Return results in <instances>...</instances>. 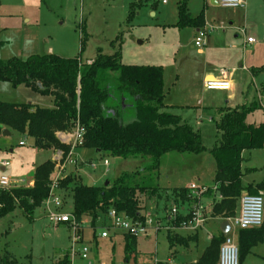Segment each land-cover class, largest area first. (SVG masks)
<instances>
[{"label": "rangeland", "instance_id": "obj_1", "mask_svg": "<svg viewBox=\"0 0 264 264\" xmlns=\"http://www.w3.org/2000/svg\"><path fill=\"white\" fill-rule=\"evenodd\" d=\"M245 1L246 10L221 8L212 5L210 0H0V59H26L31 55L45 54H55L66 59L78 57L81 54L82 38L86 37L83 63L90 64L89 60L95 59L101 49L106 55L120 51L124 65L162 66L164 103L182 105L167 106L163 110L179 115L183 123L194 130L198 129L206 147L200 154L172 152L162 156L155 181V185L162 190L144 199L145 216L162 218L165 212L175 206L170 198L171 191L164 188L173 190L193 183L211 184L213 180L216 163L210 150L219 136L216 129V121L220 117L219 108L226 105L230 93H210L204 90L201 72L205 59H208L209 66L216 69L225 67L223 69L232 75L235 70L232 71L230 65L238 67V61L242 65L244 57L247 59L258 53V65L264 64V0ZM180 4H184L192 16L203 14L207 24L204 47H195L198 35L194 28L173 26L179 19ZM131 6L134 15L128 20ZM241 29L246 33L242 34ZM222 34V47L210 51V39L214 40ZM249 37L254 38L256 44L244 46ZM204 49L209 52L206 56L198 52ZM221 53H229L232 62L223 63ZM235 74L237 94L230 104L236 106L244 103L242 92L246 96L248 80L245 79L246 73L239 67ZM227 78L231 80V76ZM37 94L24 85L13 87L10 83L0 81V100L4 102L53 107L51 96ZM254 96V88L251 87L248 98L253 100ZM113 104L118 111L133 117L132 100L125 104L121 97ZM247 118L248 121L253 119L261 122L264 112L259 108ZM19 142L24 143V146L19 145ZM246 152L248 156L250 152ZM53 153L56 151L36 148L33 139L18 132L11 131L9 136L0 133V162H7L10 165L8 170L15 174L13 176L16 180L12 177L11 188L29 187L34 175L33 165L51 158ZM89 155L97 165L95 170L89 167L88 160L84 163V157ZM251 157L249 162L248 158H244V168L251 167L247 162L251 165H264V151L252 153ZM72 159L76 160L73 165L61 164V180L67 176H76L86 186H104L106 182H113L121 172L142 169L150 164L147 158L126 160L107 153H95L93 150L88 152L84 148L77 152L74 150ZM104 160L109 162L107 171ZM56 175L57 171L52 179ZM18 179L23 182H18ZM263 179L264 171H259L244 173L242 181L247 185L253 180ZM57 195L61 199L60 207L54 208L53 204H48L47 199L31 217L16 208L0 220V253H10L18 264H57L65 256L70 258L71 264H126L120 233L111 237L119 236L114 245L111 239L99 238L97 241V234L104 228L102 220L98 219L92 229L90 221L85 217L82 219L84 242L80 244L73 242V231L68 226L53 225L47 219L49 210L56 209L64 213L73 211L69 189L61 190ZM161 222L163 226L167 225L164 219ZM221 223L219 219L209 220L199 230L196 244H190L187 248L177 246L176 250L168 242L166 229L151 230L146 236L137 237L138 253L129 264L193 262L208 246L211 236L218 237L221 234ZM175 232L189 234L187 230ZM228 236L238 244L239 230L236 227L231 229ZM84 245L89 248L88 260H83L80 255ZM240 264H264V241L253 246Z\"/></svg>", "mask_w": 264, "mask_h": 264}, {"label": "trees", "instance_id": "obj_2", "mask_svg": "<svg viewBox=\"0 0 264 264\" xmlns=\"http://www.w3.org/2000/svg\"><path fill=\"white\" fill-rule=\"evenodd\" d=\"M178 10L179 19L173 26L204 28L203 14L192 16L184 4H180ZM133 15L131 6L128 20ZM86 41L87 38L83 37L81 54L74 58L45 54L31 55L26 59H0V81L13 87L24 85L35 93L53 98L51 108L0 100V133L11 130L33 139L36 148L60 150L63 153L62 163H65L70 147L62 144L56 133L70 132L79 124L85 130L81 148L126 160L149 159L150 164L145 168L122 172L107 186H86L76 176H67L59 183L61 190L70 191L72 213L77 220L87 218L92 229L98 219L106 222L111 209L123 212L135 221H143L145 197L154 196L162 190L155 185L162 156L172 152L200 154L206 147L198 131L183 123L179 116L163 110L167 105L164 103L162 66L124 65L120 51L106 55L101 49L90 64L83 63ZM255 70L261 71L264 67ZM115 73L118 75L115 76ZM121 97L125 104L132 100L133 117L126 116L114 106V101H119ZM257 109L255 105H250L219 110L221 116L216 121L219 136L210 153L216 163L214 182L222 199L212 206V218H231L236 215L243 195L264 194V180L258 184L244 185L241 169L243 151L264 148V122L259 125L246 122L248 115ZM56 165L53 160H47L36 166L32 186L8 190L0 188V220L16 208L31 217L36 209L42 207L49 198ZM170 191V198L179 209L175 223L178 226L189 220V211L197 199L191 198L190 191L185 187ZM123 236L124 261L129 264L138 253L137 238L127 234ZM167 239L172 249L177 246L187 248L198 242V234L183 236L170 230L167 231ZM224 239L222 234L211 238L198 261L187 264H218ZM263 241L264 225L257 229L241 230L238 241L240 263L253 246ZM68 262L69 258L65 256L57 264ZM0 264L18 262L6 252L0 253Z\"/></svg>", "mask_w": 264, "mask_h": 264}, {"label": "built area", "instance_id": "obj_3", "mask_svg": "<svg viewBox=\"0 0 264 264\" xmlns=\"http://www.w3.org/2000/svg\"><path fill=\"white\" fill-rule=\"evenodd\" d=\"M218 5L221 8L226 9H240L246 10L247 3L245 0H217ZM240 32L245 34V30L241 29ZM198 37L195 41V46L197 48H202L206 45V28L199 29L197 33ZM257 41L254 38H247L248 44H254ZM227 72L222 70L220 75L221 78H214L205 81L204 88L210 92H228L231 90V82L226 79ZM264 102V97L262 98ZM85 130L79 124H76L74 129L70 132H57V139L64 145L70 147V152L65 161L68 162L73 154L74 150L80 148L84 142ZM23 145V143H21ZM58 160L54 161L58 168L56 169L57 175L50 184V195L49 203L53 204L54 208L60 207L61 199L58 197V193L61 192L59 188V183L61 180V165L63 153L58 150L56 151ZM85 163V162H84ZM89 167L95 170L97 165L93 162H88ZM4 167L8 166L7 162L2 163ZM104 166L106 171L108 170L109 162L104 160ZM87 165V164H86ZM65 166V165H64ZM11 180L2 176L0 178V188L8 190L10 187ZM190 191L191 198L197 199V203L193 206L192 210L189 211V220L182 222L180 225H176V221L179 215V209L173 206L169 211L163 215L162 218L153 216H144V220L135 221L130 219L125 213L117 212L111 209L106 216V224L103 225V231L99 234L101 238H108L110 236V231L119 232L122 234H127L132 237L146 236L151 230L160 231L166 229V231H176V230H189L196 232L201 229L202 226L209 220L213 219L211 217L212 204L210 207L206 204L205 199L208 200L209 194L212 196L213 203L220 201L222 195L218 191V185L214 184L212 186L208 185H196L191 184L188 187ZM217 198V200H216ZM47 219L56 226L66 225L70 230L73 231V242L82 243V221H78L73 213H64L58 210H49L47 214ZM161 219H164L167 223L166 226L162 225ZM223 223L227 222L230 225V231L232 228L236 227L239 231L248 229L261 228L264 225V194L260 192L258 195H243L240 199V209L238 215L231 218L221 219ZM177 226V227H176ZM229 231V232H230ZM229 234V233H228ZM224 236V242L220 247L219 261L218 264H240V253L238 244L228 236ZM89 248L84 245L81 252V258L83 260H88ZM90 264V262H88Z\"/></svg>", "mask_w": 264, "mask_h": 264}, {"label": "crops", "instance_id": "obj_4", "mask_svg": "<svg viewBox=\"0 0 264 264\" xmlns=\"http://www.w3.org/2000/svg\"><path fill=\"white\" fill-rule=\"evenodd\" d=\"M219 6V5H218ZM247 9V8H246ZM231 25V24H230ZM205 27H207V24L205 23V25H204V28ZM195 30H194V32H195V34H197L198 33V30L199 29H197V28H194ZM238 31H239V29H238ZM223 35L224 34H222V36H217L214 40H212V39H210V47H209V50L211 51L212 49L213 50H218L219 48H221L222 47V45L220 44V42L222 41V38L221 37H223ZM237 37V36H236ZM246 44V45H245ZM245 44H244V46H252V45H254V44H256V43H254V44H248L247 43V41L245 42ZM195 45V44H194ZM196 47V46H195ZM199 49V48H198ZM199 52V54H201L202 56H206L207 55V53H209V52H207V51H205V49L204 50H199L198 51ZM258 54V53H257ZM257 54H254L253 56H249V57H247V59L244 57L243 58V62H242V65L240 64L239 65V61L236 63V65H238V67H239V69L241 68V70L242 71H244L245 73H246V75H247V77L245 78L246 80H248L247 81V83H248V86H247V89L245 90L246 91V96L243 94V92H242V96L244 97V103H242L241 105H240V103H239V105H231L230 103L236 98V94H237V92H236V79H235V76H236V69L238 68V67H235L234 65H230L231 67V70L232 71H234V73H233V75L232 74H226V79H228L227 77H228V75L229 76H231V80L230 79H228L230 82H231V90L230 91H228V92H224V93H230V95L229 96H227V101H226V105L225 106H223V107H220L219 108V110L221 109V108H224V107H226V108H229V109H234V108H238V107H241V106H250V105H255L258 109L260 108L263 112H264V102H262V98L264 97V70H261V71H254V69H259V68H262V67H264V64H261V65H258V59H257V57H258V55ZM221 57H224L223 58V63H231L232 62V59L230 58V55H229V53H221ZM89 61H91V60H89ZM249 62V63H246V62ZM203 67H202V72H201V83H202V85H203V88H204V84H205V81H207V80H210V79H214V78H221V75H220V73H221V71L222 70H224L223 68H225V67H222V68H218V69H216V68H214V67H211V66H209V64H208V59H205V62L203 63ZM158 66H160V65H158ZM221 69V71L220 72H218V70H220ZM179 81V79L177 80V82ZM251 87H253L254 88V92H255V96L253 97V100H251L250 98H248V94H249V90H250V88ZM28 88V87H27ZM28 89H30V88H28ZM204 90H205V88H204ZM32 91V90H31ZM206 92H210V91H207V90H205ZM33 92V91H32ZM210 93H212V92H210ZM36 94V93H35ZM37 95H39V94H37ZM32 105H34V104H32ZM168 107H180V106H182V105H169V104H166ZM38 106V105H37ZM219 115L221 116V113L219 112ZM177 116H179V115H177ZM180 117V116H179ZM246 122L248 123V124H252V125H259V124H261V123H263L264 122V118H263V121H261V122H256L255 120H249L248 121V118L246 119ZM195 131H198L199 132V130L197 129V130H195ZM8 132H9V135H10V133H11V130H8ZM34 142V141H33ZM21 144V142H19V145ZM22 146H24V143H23V145ZM81 148V147H80ZM80 148H78V149H76L75 151L77 152ZM85 150H87L88 152H91L92 150H88V149H85ZM264 151V148L263 149H260V150H252V151H249L250 153L248 154V156H246L247 154V152L246 151H248V150H245V151H243L242 152V163H241V169H242V173H243V176H244V173H246V174H249V173H251V174H253V173H257V172H259V171H264V165L263 166H258V165H256V163H253L252 165L250 164V163H248L249 161H250V157H251V155H252V153H255V154H259V152L260 151ZM94 151V150H93ZM257 151V152H256ZM10 152L12 153L13 151L12 150H10ZM95 153H97V151H94ZM92 154V153H91ZM76 156H77V154H76ZM72 158H73V156H72ZM70 159L68 162H66V163H71L72 165H73V162H75L76 160L75 159ZM244 158H248L247 160H248V162H247V165H249V166H251V167H247V168H244ZM84 162L85 161H87V162H92L91 160V155H89L88 157H84ZM47 160H53V161H57V162H59V160H58V156H57V154H52L51 155V158H47L45 161H47ZM251 160H252V157H251ZM44 161V162H45ZM3 162H5V161H2V162H0V178L2 177V176H6V177H8L10 180H11V182H13L12 181V177L14 178V180H16L15 179V176H13V175H15V174H13V172H12V170L11 171H9L8 170V168L10 167V165L9 166H6V167H4L3 166ZM44 162H41V163H39V165L40 164H42V163H44ZM66 163L64 164L65 166H66ZM71 164H69V165H71ZM61 165V164H60ZM36 166H38V165H33V173H34V170H35V168H36ZM215 171H216V166H215ZM215 171H214V175H213V180H212V182H211V184H206V183H201V185H208V186H212V185H214L215 184V182H214V177H215ZM122 173V172H121ZM120 173V174H121ZM119 174V175H120ZM118 175V176H119ZM17 176V175H16ZM243 178V177H242ZM264 180V179H263ZM262 180V181H263ZM18 182H23L21 179H18ZM81 182H82V180H81ZM261 181H256V180H253L252 182H250V183H248V184H258V183H260ZM32 184H33V177H32V181H31V184H30V186H32ZM193 184H195V183H193ZM191 185V184H190ZM189 185V186H190ZM189 186H187V187H185V188H187L188 189V187ZM164 189H167V190H172L171 188H164ZM212 196H209L208 197V200L207 199H205V202H206V204L210 207V205L212 204V205H214V200H212V199H214V198H212ZM216 200H217V198H216ZM217 202V201H216ZM239 209H240V201H239V204H238V207H237V210H236V215H238V213H239ZM167 213V212H166ZM163 215H165V214H163ZM213 219H216V218H213ZM219 220H221V219H219ZM222 221V220H221ZM208 222V221H207ZM206 222V223H207ZM205 223V224H206ZM106 224V222L105 223H102V226L103 225H105ZM222 224H223V222L221 223V226H222ZM221 226H220V228H221ZM200 230V229H199ZM199 230H197L196 232H192V231H189V230H187L188 232H189V234H186V235H183V236H190V235H192V234H195V233H197L198 234V232H199ZM177 231V230H176ZM240 232V231H239ZM115 233H119V232H112V233H110V236L108 237V238H101L100 236H99V234H97V241H98V239L100 238V239H111L112 240V242H113V245H114V243H115V239L117 238V237H119V236H116V237H114V238H111ZM221 234H222V232H221ZM221 234L219 235V236H221ZM82 235H83V237H82V241L84 242V231L82 232ZM120 235H121V238H122V240H123V253H124V234H122V233H120ZM181 235V234H180ZM223 235V234H222ZM218 236V237H219ZM224 236V235H223ZM214 236H211V238H213ZM211 238H210V240H211ZM92 242H94V240H91ZM97 241H96V243H97ZM210 243V242H209ZM85 244V243H84ZM193 244H196V243H193ZM209 245V244H208ZM190 246V245H189ZM208 247V246H207ZM206 247V248H207ZM206 248H205V250H206ZM175 250H176V247L174 248ZM205 250L203 251V253L205 252ZM203 253L199 256V257H197L193 262H189V263H195V262H197L198 261V259L203 255ZM124 256H125V254H123V260H124ZM63 260V259H62ZM61 261V260H60ZM59 261V262H60ZM70 262H72L71 260H70V258H69V262H68V264L70 263ZM125 262V261H124ZM168 263V262H167ZM170 264H172L171 262H169ZM71 264V263H70ZM187 264V263H186Z\"/></svg>", "mask_w": 264, "mask_h": 264}, {"label": "water", "instance_id": "obj_5", "mask_svg": "<svg viewBox=\"0 0 264 264\" xmlns=\"http://www.w3.org/2000/svg\"><path fill=\"white\" fill-rule=\"evenodd\" d=\"M210 2H211L212 5L218 6L217 0H210ZM3 135L4 136H9L8 130L3 131ZM97 153H99V152L97 151ZM108 184H109V182H106L104 184V186H107ZM220 229H221L222 234L224 236H226L229 233V231H230L229 223H227V222L223 223Z\"/></svg>", "mask_w": 264, "mask_h": 264}]
</instances>
